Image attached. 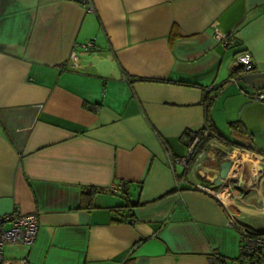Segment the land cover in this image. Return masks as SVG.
Returning <instances> with one entry per match:
<instances>
[{
    "label": "crops",
    "instance_id": "crops-1",
    "mask_svg": "<svg viewBox=\"0 0 264 264\" xmlns=\"http://www.w3.org/2000/svg\"><path fill=\"white\" fill-rule=\"evenodd\" d=\"M92 3L0 0V215L38 219L4 264H240L241 232H264V103L248 97L264 90V0ZM244 52L253 67L229 82ZM217 86L210 117L230 141L185 166L184 132Z\"/></svg>",
    "mask_w": 264,
    "mask_h": 264
},
{
    "label": "built area",
    "instance_id": "built-area-1",
    "mask_svg": "<svg viewBox=\"0 0 264 264\" xmlns=\"http://www.w3.org/2000/svg\"><path fill=\"white\" fill-rule=\"evenodd\" d=\"M86 5V11L94 12L92 0H82ZM215 37L221 41L225 47L232 45V40L229 37L216 32ZM83 51H88L92 47V42L79 46ZM70 58L72 66H76L77 56L75 50L72 51ZM236 66H241L244 71H249L253 67V62L248 53H239L235 59ZM209 87L207 90H209ZM248 97L256 102L264 103V90H255ZM185 140V156L181 159V163L186 166L190 161H197L204 153V148L201 145L207 137V131L198 132L196 130H187L184 132ZM165 149L171 161V152L166 145ZM194 189L212 194L219 199L218 190H214L205 184L195 183ZM110 192L118 194L123 190L122 183H114L109 187ZM231 223L233 220L231 219ZM234 223V222H233ZM38 230V219L33 213L23 214L18 209H13L7 214L0 215V264H4V248L7 245H33ZM240 252L245 254H254L255 258L252 264H264V232L257 234H249L243 230L240 234ZM26 260H22L20 264H25Z\"/></svg>",
    "mask_w": 264,
    "mask_h": 264
},
{
    "label": "trees",
    "instance_id": "trees-1",
    "mask_svg": "<svg viewBox=\"0 0 264 264\" xmlns=\"http://www.w3.org/2000/svg\"><path fill=\"white\" fill-rule=\"evenodd\" d=\"M246 72L244 71V69L241 66H235L232 69V72L229 76V82L234 81V80H238V76L243 73ZM225 83H223V85L219 86L222 87L224 86ZM219 87H211L209 90H206L205 94H204V106H205V116H206V122L203 125L202 128H200L199 130H196L198 132H202V131H207V137L204 139L201 148H204L207 145V142L212 139V138H217L218 140H222V141H230L228 138L223 137L214 127L213 122L211 120V115H210V111H211V106L214 100L215 95H213V91L216 90L217 92H219ZM215 93V91H214ZM83 106L87 109L90 110H97L100 107L99 103H88V102H84ZM240 125L238 122H234L230 124L231 129L236 132L237 129L239 128ZM243 127V126H242ZM240 130H242V128H240ZM123 189H124V185H123ZM95 192V190L90 189L88 191V193L84 194V197L88 199V201L91 203L92 201V194ZM83 197V198H84ZM249 234H257V233H262V232H255V231H249L246 230ZM255 258L254 254H245L240 252L239 256L237 258H235V261H237L240 264H252ZM216 259V264H225V261L223 260V258H221L219 255L216 254L215 256Z\"/></svg>",
    "mask_w": 264,
    "mask_h": 264
},
{
    "label": "water",
    "instance_id": "water-1",
    "mask_svg": "<svg viewBox=\"0 0 264 264\" xmlns=\"http://www.w3.org/2000/svg\"><path fill=\"white\" fill-rule=\"evenodd\" d=\"M231 167V161L228 159H224L219 164V172L209 178L210 183H212L214 186H221L225 179L228 176V172Z\"/></svg>",
    "mask_w": 264,
    "mask_h": 264
},
{
    "label": "bare ground",
    "instance_id": "bare-ground-1",
    "mask_svg": "<svg viewBox=\"0 0 264 264\" xmlns=\"http://www.w3.org/2000/svg\"><path fill=\"white\" fill-rule=\"evenodd\" d=\"M252 154H253V153H252ZM243 156H244V155H243ZM243 156H242V157H243ZM234 157H237V158H239V159L241 158V157L239 156V152H238V154H237L236 156H234ZM231 159H232V158H231ZM242 161H243V160H242ZM259 161H260V160H259ZM247 162H248V160H247ZM255 167H256V166H255ZM238 169H239V168H238ZM256 170H257V169H256ZM257 171H258V170H257ZM262 174H263V173H262ZM221 196H222V197L224 196V192H222V194H219V197H221Z\"/></svg>",
    "mask_w": 264,
    "mask_h": 264
},
{
    "label": "rangeland",
    "instance_id": "rangeland-1",
    "mask_svg": "<svg viewBox=\"0 0 264 264\" xmlns=\"http://www.w3.org/2000/svg\"><path fill=\"white\" fill-rule=\"evenodd\" d=\"M236 151V150H235ZM235 151H234V153H235ZM23 246H26V245H23ZM7 254V252L5 253V255ZM7 256V255H6Z\"/></svg>",
    "mask_w": 264,
    "mask_h": 264
}]
</instances>
